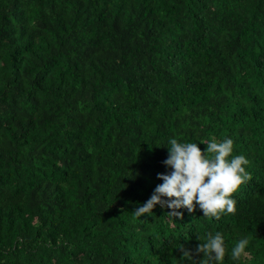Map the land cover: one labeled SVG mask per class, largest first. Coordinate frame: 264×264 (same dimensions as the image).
<instances>
[{
	"label": "trees",
	"instance_id": "obj_1",
	"mask_svg": "<svg viewBox=\"0 0 264 264\" xmlns=\"http://www.w3.org/2000/svg\"><path fill=\"white\" fill-rule=\"evenodd\" d=\"M171 138L233 140L234 215H133ZM217 231L264 264V0H0V264H198Z\"/></svg>",
	"mask_w": 264,
	"mask_h": 264
},
{
	"label": "clouds",
	"instance_id": "obj_2",
	"mask_svg": "<svg viewBox=\"0 0 264 264\" xmlns=\"http://www.w3.org/2000/svg\"><path fill=\"white\" fill-rule=\"evenodd\" d=\"M168 156L162 163L165 173H157L158 184L150 198L132 213L135 217L152 216L156 205L170 209L169 217L181 219L183 213L179 209H187L189 213L195 211L196 206L202 211L203 217L215 218L222 215L236 213V201L232 194L247 181L251 174L246 171L249 161L244 155H233L234 142L231 138L220 141L210 139L202 142L206 148L201 151L198 143L180 142L176 138L168 141ZM131 175V173H130ZM129 175V176H130ZM197 245L196 254H203L198 264H223L226 246L223 234L209 232L204 241ZM249 244L247 237L235 242L231 250V258L239 260ZM181 252V259L192 260L190 250L183 245L177 248ZM196 264V262H194Z\"/></svg>",
	"mask_w": 264,
	"mask_h": 264
}]
</instances>
